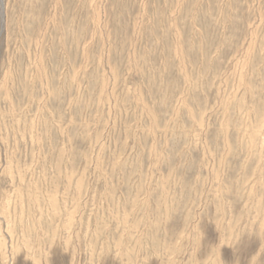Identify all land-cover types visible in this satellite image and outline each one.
<instances>
[{"label":"rangeland","instance_id":"1","mask_svg":"<svg viewBox=\"0 0 264 264\" xmlns=\"http://www.w3.org/2000/svg\"><path fill=\"white\" fill-rule=\"evenodd\" d=\"M0 264H264V0H0Z\"/></svg>","mask_w":264,"mask_h":264}]
</instances>
